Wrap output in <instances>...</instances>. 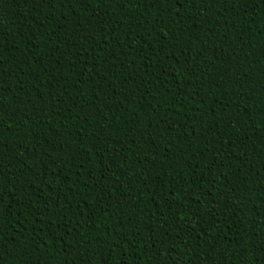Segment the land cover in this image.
Segmentation results:
<instances>
[{"label": "trees", "instance_id": "trees-1", "mask_svg": "<svg viewBox=\"0 0 264 264\" xmlns=\"http://www.w3.org/2000/svg\"><path fill=\"white\" fill-rule=\"evenodd\" d=\"M0 264H264V0H0Z\"/></svg>", "mask_w": 264, "mask_h": 264}]
</instances>
